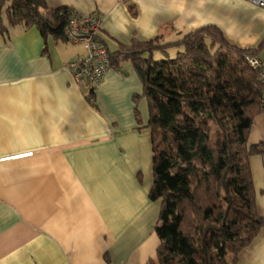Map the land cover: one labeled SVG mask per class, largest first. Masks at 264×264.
Here are the masks:
<instances>
[{
    "label": "crops",
    "instance_id": "obj_1",
    "mask_svg": "<svg viewBox=\"0 0 264 264\" xmlns=\"http://www.w3.org/2000/svg\"><path fill=\"white\" fill-rule=\"evenodd\" d=\"M46 2L96 12L110 51L133 38L174 44L208 25L240 48L264 40V8L251 0ZM69 43L45 38L36 26L0 32V264H148L160 244L161 202L149 197L152 135L143 82L126 61L109 68L90 100L91 87L67 66L84 47L74 52ZM172 49L182 48L166 53ZM257 56L264 59V48ZM261 143L264 113L249 134L250 145ZM250 164L264 218V155H251ZM236 264H264V226Z\"/></svg>",
    "mask_w": 264,
    "mask_h": 264
},
{
    "label": "trees",
    "instance_id": "obj_2",
    "mask_svg": "<svg viewBox=\"0 0 264 264\" xmlns=\"http://www.w3.org/2000/svg\"><path fill=\"white\" fill-rule=\"evenodd\" d=\"M74 12L46 0H0V32L36 26L45 38L69 42ZM160 41L133 38L116 51L108 48L110 68L134 65L149 106V197L161 207L157 258L148 264H236L264 226L250 164L251 155H264V144H249L254 118L264 113V82L247 58L258 55L264 40L240 48L208 25L174 44ZM171 45L182 48L175 57L154 58L155 50L167 55ZM94 94L92 87V101Z\"/></svg>",
    "mask_w": 264,
    "mask_h": 264
},
{
    "label": "built area",
    "instance_id": "obj_3",
    "mask_svg": "<svg viewBox=\"0 0 264 264\" xmlns=\"http://www.w3.org/2000/svg\"><path fill=\"white\" fill-rule=\"evenodd\" d=\"M264 8V0H251ZM101 18L94 12L82 14L74 12L66 27L69 42L81 44L85 53L70 61L67 66L75 80L87 87H96L110 68L108 47L99 36ZM249 64L257 68L264 82V59L257 55L249 56Z\"/></svg>",
    "mask_w": 264,
    "mask_h": 264
},
{
    "label": "rangeland",
    "instance_id": "obj_4",
    "mask_svg": "<svg viewBox=\"0 0 264 264\" xmlns=\"http://www.w3.org/2000/svg\"><path fill=\"white\" fill-rule=\"evenodd\" d=\"M69 44H70V46H72L74 52H78V51L83 50V48L81 47L80 44H78V45H74L73 43H69ZM173 51H174V50L172 49V50L170 51V53L167 54V55L164 54V53L161 52V51H156L155 54H154V57H155V59L173 58V57L176 56L175 51H174V52H173Z\"/></svg>",
    "mask_w": 264,
    "mask_h": 264
}]
</instances>
